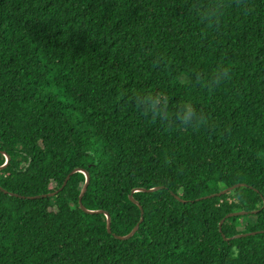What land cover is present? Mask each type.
Here are the masks:
<instances>
[{
    "label": "trees",
    "instance_id": "trees-1",
    "mask_svg": "<svg viewBox=\"0 0 264 264\" xmlns=\"http://www.w3.org/2000/svg\"><path fill=\"white\" fill-rule=\"evenodd\" d=\"M3 152L0 264H264V0H0Z\"/></svg>",
    "mask_w": 264,
    "mask_h": 264
},
{
    "label": "water",
    "instance_id": "water-1",
    "mask_svg": "<svg viewBox=\"0 0 264 264\" xmlns=\"http://www.w3.org/2000/svg\"><path fill=\"white\" fill-rule=\"evenodd\" d=\"M3 153H4V152H3ZM4 155H5V161H4V163L0 166V169L3 168V167H5L6 164H7V162H8V160H9V155H7L6 153H4ZM76 171H81V172L85 175V181H84V184H83L82 189H81V191H80V193H79V196H78V203H79L80 208H81L83 211L88 212V213H104V215L106 216V229H107V232H111V228H110V222H111V220H110V216H109V214H108L106 211H103V210H89V209H86V208L84 207V205L82 204V197H83V195H84V193H85V191H86V189H87V186H88V183H89V179H90V178H89V173H88L86 170H84V169H81V168H74V169H72V170L66 175V177H65V179H64V181H63V183H62V185H61L56 191H54V192H48V193H43V194H37V195H34V196H29L28 198H38V197H45V196H53V195H55L58 191H60V190L65 186V184H66V182H67L69 176H70L72 173L76 172ZM240 185H243V184H242V183H236V184L231 185V186H228V187H226V188H224V189H222V190H220V191H218V192H216V193H212V194H208V195L202 196V197H200L199 199H202V198H209V197H213V196H220V195L225 194L226 192H228V191L232 190L233 188H235V187H237V186H240ZM158 188H159L158 186H156V187H152V188H148V189H146V188H136V189H133L132 192H134V191H139V190H141V191H154V190H157ZM175 197H176L177 199L181 200L179 196L175 195ZM129 199H130L132 202H134L136 205H138V207L140 208V218H139V221H138V222L132 227V229H131L127 234H125V235H115V237L118 238V239H128L129 237H131V236L136 232V230H137L138 227H139V224H140V223L142 222V220H143V209H142V206L139 204L138 201H136V200L132 197V195H129ZM245 213H246V211H237V212H229V213H227V214H226V215H225V216L219 221V223H218L219 231H221V225H222L223 221H224L227 217L236 216V215H242V214H245ZM260 232L264 233V230L251 231V232H247V233H239V234H235V235H233V236H231V237H229V238H225V239L238 238V237H242V236H246V235H253V234H256V233H260Z\"/></svg>",
    "mask_w": 264,
    "mask_h": 264
}]
</instances>
